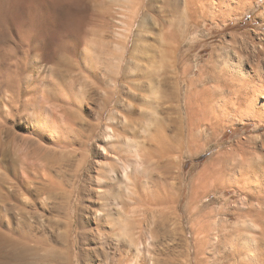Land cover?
Masks as SVG:
<instances>
[{"label": "rangeland", "instance_id": "obj_1", "mask_svg": "<svg viewBox=\"0 0 264 264\" xmlns=\"http://www.w3.org/2000/svg\"><path fill=\"white\" fill-rule=\"evenodd\" d=\"M168 1L0 0V152L19 171L35 159L22 152L21 139L35 134L27 113L15 116L17 68L26 91L32 78L57 75L54 62L36 69L38 57L67 58L74 66L62 70L57 111L37 124L40 156L51 153L35 164L63 162L69 139L95 131L88 148L73 146L94 178L104 147L141 144L155 163L142 170L141 191L160 202L142 207L149 214L131 257L137 249L142 264H264V0Z\"/></svg>", "mask_w": 264, "mask_h": 264}, {"label": "bare ground", "instance_id": "obj_2", "mask_svg": "<svg viewBox=\"0 0 264 264\" xmlns=\"http://www.w3.org/2000/svg\"><path fill=\"white\" fill-rule=\"evenodd\" d=\"M168 2V7L173 9L182 0ZM37 60L36 69L43 67L44 62H54L52 73L57 75L53 80L32 78L27 81L30 90L25 91L22 80L26 70L22 72L19 67L14 74L15 116L27 113V121L35 134L33 138L21 139L24 146L21 149L26 151L24 158L35 159L29 164L22 161L19 171V163L10 158L8 151L0 152V264H142L137 249L136 257L130 256L133 247L129 245L138 247L142 240L141 219L145 213L149 214L142 207L146 203L153 207L160 202V196L154 191L149 194L143 193L145 189L141 191L142 170L147 164L155 165L154 157L147 159L143 146L138 143L126 151H109L104 147L105 155L99 153L106 164L98 168L97 177L93 178L94 163L84 151L78 153L73 148L77 143L88 148L93 131L92 135L81 137L78 134L69 139L68 156L63 162L55 161L44 167L41 162L40 169L36 161L46 162L51 152L45 154V159L40 156L46 150L42 144L46 135L43 127L40 129L37 124L57 111L55 102L59 101L60 93H64L59 92L62 84L59 80L66 76L62 70L74 65L63 57L53 61L49 57H38ZM42 89L44 93L41 94ZM109 102H112L111 97ZM102 115L100 113V118ZM98 127L99 124L96 129ZM4 128H8V123L2 121V133ZM3 140L0 135L1 146L5 145ZM87 167H91L88 169L89 187L87 181H82ZM150 234L154 236L153 232ZM87 236H90L91 247L84 250L81 242Z\"/></svg>", "mask_w": 264, "mask_h": 264}]
</instances>
